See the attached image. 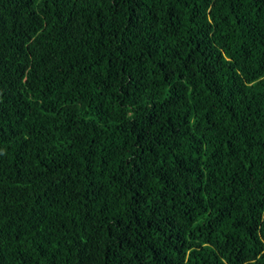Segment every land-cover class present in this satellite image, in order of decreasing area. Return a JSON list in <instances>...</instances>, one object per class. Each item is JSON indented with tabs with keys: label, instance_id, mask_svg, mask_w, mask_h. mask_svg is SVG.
<instances>
[{
	"label": "trees",
	"instance_id": "obj_1",
	"mask_svg": "<svg viewBox=\"0 0 264 264\" xmlns=\"http://www.w3.org/2000/svg\"><path fill=\"white\" fill-rule=\"evenodd\" d=\"M0 264H264V0H0Z\"/></svg>",
	"mask_w": 264,
	"mask_h": 264
}]
</instances>
